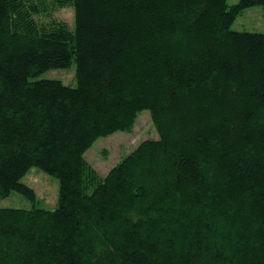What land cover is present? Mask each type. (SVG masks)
I'll return each instance as SVG.
<instances>
[{
    "label": "trees",
    "instance_id": "16d2710c",
    "mask_svg": "<svg viewBox=\"0 0 264 264\" xmlns=\"http://www.w3.org/2000/svg\"><path fill=\"white\" fill-rule=\"evenodd\" d=\"M254 5L0 0V197L60 180L54 209L0 207V264H264V33L232 28ZM145 110L158 138L101 175L85 153Z\"/></svg>",
    "mask_w": 264,
    "mask_h": 264
},
{
    "label": "rangeland",
    "instance_id": "374dc122",
    "mask_svg": "<svg viewBox=\"0 0 264 264\" xmlns=\"http://www.w3.org/2000/svg\"><path fill=\"white\" fill-rule=\"evenodd\" d=\"M239 0H228L232 5ZM58 19L64 20L71 27L75 26L74 7H66L55 13ZM232 28L264 33V5H254L238 15ZM76 65L68 69H52L41 77L56 78L67 85L76 86ZM158 130L152 120L151 112L145 110L139 114L132 132L119 131L109 136L99 137L85 153L87 160L100 172L106 175L108 171L129 154L142 140L158 138ZM107 153V155H105ZM22 181L35 189L39 200L35 204L19 192L13 191L6 198L0 197V207L32 208L34 205L46 209L58 206L60 196V180L48 174L43 169L33 166L23 177Z\"/></svg>",
    "mask_w": 264,
    "mask_h": 264
}]
</instances>
